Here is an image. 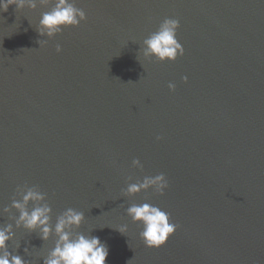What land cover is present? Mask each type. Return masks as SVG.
Masks as SVG:
<instances>
[{
  "label": "water",
  "instance_id": "1",
  "mask_svg": "<svg viewBox=\"0 0 264 264\" xmlns=\"http://www.w3.org/2000/svg\"><path fill=\"white\" fill-rule=\"evenodd\" d=\"M50 7L0 12V209L38 186L53 223L84 213L77 231L107 244L106 264H264V0H76L86 19L48 39L36 26ZM165 18L184 55L146 60ZM159 173L163 196L123 195ZM144 202L178 225L160 248L126 214ZM14 232L9 250L42 264L54 237Z\"/></svg>",
  "mask_w": 264,
  "mask_h": 264
},
{
  "label": "clouds",
  "instance_id": "2",
  "mask_svg": "<svg viewBox=\"0 0 264 264\" xmlns=\"http://www.w3.org/2000/svg\"><path fill=\"white\" fill-rule=\"evenodd\" d=\"M46 7L48 11L41 13L36 30L40 37L48 39L61 33L62 29L75 28L86 19L83 9L76 7V0H0V12L7 11L14 5L16 10H34L37 5ZM179 20L165 18L157 29L143 39L138 55L144 59L154 58L159 62H173L178 56L184 55V48L177 40ZM40 46L47 40L38 41ZM56 52H60V45H56ZM187 82V77H181ZM170 91L175 90V84L169 83ZM160 137H157L159 140ZM132 167L142 169L143 165L138 159L132 160ZM131 180V177H128ZM168 188V181L163 173L155 176H144L135 183H129L122 190L124 196L131 197L140 192H151L163 196ZM31 205V207H29ZM15 210V215H13ZM7 214L8 223H0V264H31L23 256L9 250V242L15 240V229H23L28 233H35L42 242L54 237L52 248L42 256V264H106L109 249L105 242L98 236L77 231L85 220L82 211L66 208L55 216L52 222V207L47 194L36 186L18 185L9 206L0 209V216ZM126 214L131 222L141 226L139 238L147 248H160L172 236L178 225L171 222L170 213L161 207L144 202L132 203L126 208ZM121 234L127 232V225L115 228ZM15 248H20V243L15 242ZM29 248L23 249L27 253Z\"/></svg>",
  "mask_w": 264,
  "mask_h": 264
}]
</instances>
